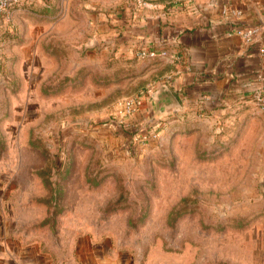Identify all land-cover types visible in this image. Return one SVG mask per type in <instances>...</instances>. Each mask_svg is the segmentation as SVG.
<instances>
[{
    "label": "rangeland",
    "instance_id": "374dc122",
    "mask_svg": "<svg viewBox=\"0 0 264 264\" xmlns=\"http://www.w3.org/2000/svg\"><path fill=\"white\" fill-rule=\"evenodd\" d=\"M159 1L40 0L0 26V255L264 264V111L152 117L140 49L118 48ZM128 98L147 109L124 127Z\"/></svg>",
    "mask_w": 264,
    "mask_h": 264
},
{
    "label": "crops",
    "instance_id": "0c3cea01",
    "mask_svg": "<svg viewBox=\"0 0 264 264\" xmlns=\"http://www.w3.org/2000/svg\"><path fill=\"white\" fill-rule=\"evenodd\" d=\"M39 2L23 0L9 14H0V26ZM132 18L126 20L119 53L133 54L137 49L167 53L142 60L140 74L146 96L153 98L155 90L166 85L180 101L179 113L218 118L248 114L255 103L254 91L261 88L264 92V55L260 52L264 45V0H160ZM251 25L261 26V31L254 41L246 43L234 30ZM141 105L132 124L147 109ZM12 241L15 246L19 243L18 238ZM18 254L10 255L5 245L0 264H32L27 259L18 261Z\"/></svg>",
    "mask_w": 264,
    "mask_h": 264
},
{
    "label": "built area",
    "instance_id": "2783aa9c",
    "mask_svg": "<svg viewBox=\"0 0 264 264\" xmlns=\"http://www.w3.org/2000/svg\"><path fill=\"white\" fill-rule=\"evenodd\" d=\"M23 0H0V14H9V12L15 8L20 6ZM236 15L239 12H235ZM261 31V26L259 25H251V26H244V27H236L234 32L237 36H239L243 41L246 43H251L254 39L258 36ZM261 54L264 55V45L260 48ZM167 53L163 51H156L151 49H140L138 50V56L140 58H155L157 56H164ZM253 98L256 105L260 109H264V92L261 88H257L253 93ZM135 110H137L136 101L133 98L124 99L120 102L117 108V118L119 123L122 126H126V117L132 115ZM155 136V134H153ZM143 139V138H140Z\"/></svg>",
    "mask_w": 264,
    "mask_h": 264
},
{
    "label": "water",
    "instance_id": "95a60500",
    "mask_svg": "<svg viewBox=\"0 0 264 264\" xmlns=\"http://www.w3.org/2000/svg\"><path fill=\"white\" fill-rule=\"evenodd\" d=\"M179 106V101L172 90L166 85H161L153 95L152 117L156 114L172 112ZM260 185L264 186V182Z\"/></svg>",
    "mask_w": 264,
    "mask_h": 264
},
{
    "label": "trees",
    "instance_id": "16d2710c",
    "mask_svg": "<svg viewBox=\"0 0 264 264\" xmlns=\"http://www.w3.org/2000/svg\"><path fill=\"white\" fill-rule=\"evenodd\" d=\"M56 199H57V197H52L49 200L51 201V200H56Z\"/></svg>",
    "mask_w": 264,
    "mask_h": 264
}]
</instances>
